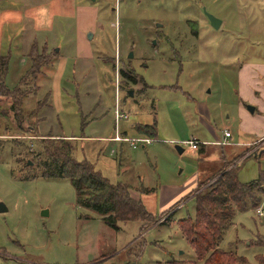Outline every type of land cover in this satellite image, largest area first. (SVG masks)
I'll return each mask as SVG.
<instances>
[{"label": "rangeland", "instance_id": "obj_1", "mask_svg": "<svg viewBox=\"0 0 264 264\" xmlns=\"http://www.w3.org/2000/svg\"><path fill=\"white\" fill-rule=\"evenodd\" d=\"M34 44L47 58L33 69L37 81ZM0 54L9 57L7 87L29 91L23 129L12 96L0 94V264L195 260L179 221L197 215L199 180L227 164L239 165L242 182L264 173V0H0ZM117 105L128 115L118 122ZM154 122L153 140L137 148L119 151L108 139L117 129L144 137L138 125ZM58 137L75 144L76 159L129 185L153 220L112 228L78 204L69 179L42 177L37 151ZM193 138L221 141L193 149ZM260 207L264 197L238 212L222 244L251 264H264Z\"/></svg>", "mask_w": 264, "mask_h": 264}, {"label": "trees", "instance_id": "obj_2", "mask_svg": "<svg viewBox=\"0 0 264 264\" xmlns=\"http://www.w3.org/2000/svg\"><path fill=\"white\" fill-rule=\"evenodd\" d=\"M37 48L34 44L32 52L29 53L32 63L29 73L36 72L33 78L36 81L40 71L33 69L37 65L42 67L47 60L46 56L38 53ZM8 66V55L0 54V94L12 96L10 110L15 114L17 125L23 129L25 116H23L21 103L29 91L21 89V86L14 90L7 87L5 76ZM121 72L126 78L132 76L126 71L121 70ZM132 77L136 79L134 75ZM44 97L49 99V93ZM25 126L34 128L33 125ZM137 129L150 137L156 134L157 124L154 122L138 125ZM44 142L46 143L42 142V150L37 151L36 155L37 171L45 178L69 179L76 189L77 202L80 206L98 212L104 222L112 228H118L119 221L153 220V214L146 208L143 201L133 194L129 185L124 182L113 183L88 160L76 159L75 144L70 139L44 138ZM228 165L221 167L212 178L206 176L205 179L199 180L200 188L194 195L197 215L194 218L189 216L179 221L182 233L194 249L195 260L174 259L166 264H251L244 255L239 254L232 247L224 248L222 244L227 230L235 222L236 214L254 209L262 201L264 173L259 178L242 182L237 174L239 165L236 164L229 169ZM154 190V187L142 188L144 192ZM170 216L166 218L167 221ZM260 245L264 246V244ZM261 260L264 261V258Z\"/></svg>", "mask_w": 264, "mask_h": 264}, {"label": "built area", "instance_id": "obj_3", "mask_svg": "<svg viewBox=\"0 0 264 264\" xmlns=\"http://www.w3.org/2000/svg\"><path fill=\"white\" fill-rule=\"evenodd\" d=\"M127 116H128L127 113L122 111L121 107L117 105V107L115 109L116 122L120 121L123 118H126ZM230 135L231 134H230L229 131L225 132V137L226 136L228 137ZM115 139H117V140H128V141L131 142L133 147H137L138 146L137 142H143L145 144V143H148V142L153 140L151 137H147V136L134 138V137H125V136L120 135L119 133L116 135ZM186 143H189L190 146L193 149L198 148V146L200 144L199 140H196V139H192V140L186 141ZM257 213H258L259 216H263L264 215V209L261 208V207L258 208L257 209Z\"/></svg>", "mask_w": 264, "mask_h": 264}, {"label": "crops", "instance_id": "obj_4", "mask_svg": "<svg viewBox=\"0 0 264 264\" xmlns=\"http://www.w3.org/2000/svg\"><path fill=\"white\" fill-rule=\"evenodd\" d=\"M122 111L125 112L124 109H122ZM123 119H124V118H123ZM121 120H122V119H121ZM118 133H119L120 135H122V136H125V137H130V136L128 135L127 131H123V133H122V132H120V130L118 131V129H117V133H116L114 136H111V137L108 138L110 141L117 142V143L120 144L119 151H120V150H123V147H124L125 142H127V143L129 142L130 145L133 147V145L131 144V142L128 141V140H117V139H115V137H116V135H117ZM141 134H142V133H141ZM230 134H231V133H230ZM63 135H64V134H63ZM257 135H258L257 137H258L259 140L264 139V134H263L262 132H261L260 134H257ZM64 136L71 137V138H74V137H75V135H64ZM230 136H232V134H231ZM230 136H228V137H230ZM113 137H114V139H113ZM77 138H78V137H77ZM193 139L199 140L200 144H199L198 148L200 147L201 144L218 143L217 141H221L220 139H215V140H213L212 142H206V141L203 142V141L200 140V138H193ZM225 139H226V138H225ZM245 143H249V141H248V142H245ZM137 147H138V146H137ZM137 147H133V148H137ZM197 184H198V182L195 183L194 186L196 187Z\"/></svg>", "mask_w": 264, "mask_h": 264}, {"label": "water", "instance_id": "obj_5", "mask_svg": "<svg viewBox=\"0 0 264 264\" xmlns=\"http://www.w3.org/2000/svg\"><path fill=\"white\" fill-rule=\"evenodd\" d=\"M206 14H207L208 18L210 19L211 24H212L214 27H220V26H221L222 21H221L220 19H218L217 17H215L213 14H210V13H206ZM157 26H161L160 23H158ZM90 36H92L91 33H90ZM130 93L132 94L133 91L131 90ZM249 109H250L251 111H254L255 108H254V106H251V105H250V106H249ZM176 147H177V149H178L180 152L184 151V148L181 147L180 145H177ZM261 153H262V152H260L259 154H261ZM30 163H32V162H30ZM6 209H7V208L5 207V205H3V204L0 205V210H1V211L6 210ZM43 214H44V215H47V214H48V211H47V210H44V211H43Z\"/></svg>", "mask_w": 264, "mask_h": 264}, {"label": "bare ground", "instance_id": "obj_6", "mask_svg": "<svg viewBox=\"0 0 264 264\" xmlns=\"http://www.w3.org/2000/svg\"><path fill=\"white\" fill-rule=\"evenodd\" d=\"M262 208V207H261ZM264 216V215H263Z\"/></svg>", "mask_w": 264, "mask_h": 264}]
</instances>
